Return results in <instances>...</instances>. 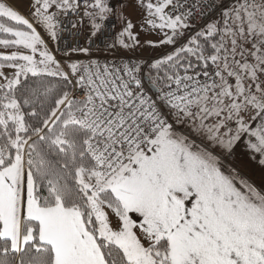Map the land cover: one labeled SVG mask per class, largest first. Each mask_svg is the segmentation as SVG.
<instances>
[{
	"label": "snow or ice",
	"instance_id": "snow-or-ice-1",
	"mask_svg": "<svg viewBox=\"0 0 264 264\" xmlns=\"http://www.w3.org/2000/svg\"><path fill=\"white\" fill-rule=\"evenodd\" d=\"M23 2L0 0V264H264V0Z\"/></svg>",
	"mask_w": 264,
	"mask_h": 264
},
{
	"label": "crops",
	"instance_id": "crops-1",
	"mask_svg": "<svg viewBox=\"0 0 264 264\" xmlns=\"http://www.w3.org/2000/svg\"><path fill=\"white\" fill-rule=\"evenodd\" d=\"M117 2V0H116ZM23 3H26V0H24ZM27 7V6H26ZM23 11V10H21ZM235 161H233V160ZM231 160L238 166H241L245 171V173L252 175L253 179L259 183L261 178V171L258 166V161L252 160L251 158L247 157L244 154V148L243 146L239 147L237 151L234 153V155L231 157Z\"/></svg>",
	"mask_w": 264,
	"mask_h": 264
},
{
	"label": "rangeland",
	"instance_id": "rangeland-1",
	"mask_svg": "<svg viewBox=\"0 0 264 264\" xmlns=\"http://www.w3.org/2000/svg\"><path fill=\"white\" fill-rule=\"evenodd\" d=\"M27 0H26V3H22L21 5H20V8H21V10H23V11H26V9H27ZM117 30H118V27H117ZM138 55H142V56H147V55H150V54H153V53H150V52H148V51H144V52H140V53H137ZM233 160V159H232ZM233 161H235V160H233ZM236 162V161H235ZM234 163V162H233ZM235 164V163H234ZM236 165V164H235ZM236 166H238V165H236ZM238 167H240L241 168V170L242 171H245L241 166H238Z\"/></svg>",
	"mask_w": 264,
	"mask_h": 264
},
{
	"label": "built area",
	"instance_id": "built-area-1",
	"mask_svg": "<svg viewBox=\"0 0 264 264\" xmlns=\"http://www.w3.org/2000/svg\"><path fill=\"white\" fill-rule=\"evenodd\" d=\"M113 3H116V0H113ZM82 43H84V41H81Z\"/></svg>",
	"mask_w": 264,
	"mask_h": 264
}]
</instances>
